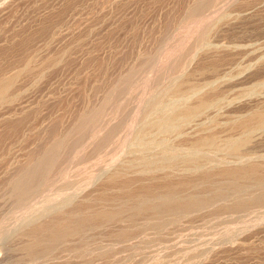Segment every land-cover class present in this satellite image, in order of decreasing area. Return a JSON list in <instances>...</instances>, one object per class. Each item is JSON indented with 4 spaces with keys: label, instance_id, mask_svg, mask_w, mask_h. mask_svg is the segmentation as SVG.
<instances>
[{
    "label": "rangeland",
    "instance_id": "obj_1",
    "mask_svg": "<svg viewBox=\"0 0 264 264\" xmlns=\"http://www.w3.org/2000/svg\"><path fill=\"white\" fill-rule=\"evenodd\" d=\"M198 1L0 0V76L16 74L0 99V264H264V205L231 212L223 207L234 200L228 189L208 212L180 217L160 231L147 226L129 240L114 233L135 231L125 217L81 231L34 258L24 247L36 238L35 225L61 220L79 204L121 208L112 176L130 178L136 188L140 181L195 174L198 166L264 161V124L241 125L264 112V0H200L206 8L190 16ZM125 74L133 81L125 96L106 100ZM202 99L207 103L199 110L184 113ZM100 106L95 121L103 120L91 125L96 133L90 128L85 135L99 138L122 119L109 145L92 150L91 137L83 136L75 151L69 140L57 168L41 180L45 185L40 181L36 192L14 197V170L50 145L55 133L72 129L82 112ZM209 134L215 147L190 145ZM239 140L245 145L235 154L229 148ZM245 184L246 193L257 192V183ZM215 187L218 182H198L180 193L210 196ZM103 188L112 200L100 198Z\"/></svg>",
    "mask_w": 264,
    "mask_h": 264
},
{
    "label": "bare ground",
    "instance_id": "obj_2",
    "mask_svg": "<svg viewBox=\"0 0 264 264\" xmlns=\"http://www.w3.org/2000/svg\"><path fill=\"white\" fill-rule=\"evenodd\" d=\"M199 1H198L197 5L195 6V8H192L191 10H189L190 16L191 15L194 16L195 14H198L199 12H202L203 9L206 8L205 6H207V5L205 3L207 1H203V2H199ZM10 49H11V47H10ZM22 49H23V47H22ZM3 53H4V51H3ZM27 64H28V62H26V65ZM147 66H150V64L149 65L147 64ZM176 66H174V67H176ZM24 68H22V69H24ZM26 68H27V66H26ZM140 69H139V71H141ZM133 73H136V72H133ZM125 75H127V76H125V77H123L121 79V81H120L121 83L117 84L119 86H117L115 89L113 87L114 91H112L111 94H109V95H107L108 93L106 94L107 95L106 98H105L106 100H108V99H110V100L113 99L114 100L116 96H117V99H118V96L119 95L122 96V93H123V96H125V94H124L125 91L124 90L125 89L127 90V88L129 89L131 87L128 82H130V84L133 82V81H129V79L132 76L130 77V76H128V74H125ZM130 75H132V74H130ZM15 77H16V74L11 75V76H8V77H6V76H3V77L0 76V99L3 98L4 95L6 96L5 93L13 86ZM133 80H136L137 81V78H135ZM138 80H140V78ZM136 81H134V82H136ZM126 85H129V86L126 88ZM129 93L131 94V92H129ZM120 96H119V98L122 99L123 97H120ZM118 100H115V102L117 103ZM104 101H103V103H104ZM107 103H108V101H107ZM120 103L122 104V102H120ZM204 103H205V100L202 99L196 105H193V104H192L193 106H190L189 105V107H186V109L184 110V113L185 114H187V113L189 114L190 112L191 113L192 112H195V111H197L196 108L198 109L200 106L205 105L207 102L205 104ZM108 107H109V105H108ZM115 107H118V103H117V105L115 104ZM117 109L120 110V108H117ZM106 110H108V109L106 108L103 111L106 112ZM119 110H118V112H119ZM114 111H115V109H114ZM114 111L112 110L111 112L113 113ZM121 111H122V109H121ZM123 111H125V110L123 109ZM118 112L116 111L115 114H117ZM101 113H102L101 106H100L99 109H97V108L96 109H90V110H88V111H86L84 113L82 112V114L79 115V118L77 119L75 126L74 127L72 126L73 127L72 129L70 128L69 131H66V133L62 134L61 136L59 135V137H57L58 134L54 132L55 135H57V136H56V138L53 136L54 139L52 138L53 141L49 143L50 145H48V146L46 145V147H43L42 149L40 148V151H37L35 154L32 152L34 155L31 156V158L29 157L28 163H25L24 166L22 165L19 168V170H14V171H17V173L15 174V176H12L13 178H11V180L9 182L10 189L12 191V192L11 191L10 192L12 193V195L14 197H20V196H22L24 198L25 194L26 193H29L30 191L32 192V190H34L35 187H37V185H39L38 183L41 180L44 181L43 179H44L45 175L49 171L53 170L55 167L57 168L56 163L57 162L59 163V161H60L59 160V158H60L59 155L61 154L60 153L61 152V149L64 146L67 145L66 143L69 142V140H70V143L72 144L73 150L75 149V151H76V148H77V150H79V148L78 147L75 148V146H78L77 144H79V142L81 141V139H82L83 136H85V139L87 137L88 138L91 137L90 134L88 136H86L85 133H86V131L89 133L88 129L92 128L91 125L93 124V122H94V126H95V123H96L97 120L99 121L97 123H100V121L103 120L102 118H104V117H102L101 120L97 119L95 121V119L98 116L99 117L101 116L100 115ZM175 113H176V111H175ZM102 116H106L105 113H104V115L102 114ZM114 116L116 118V115H114ZM107 118H109V117H107ZM115 118L113 117V120H115ZM163 119L161 121H163ZM121 121H122V119L120 120V123L119 124H116L115 123L114 124L115 126H112L111 124H113V122H112V119H111L110 122H112V123H110V122L109 123H110V125L112 127L109 128L110 127L109 126L108 129H106L105 132H102L103 134L100 135L99 138L97 136L94 139L92 137L89 138V140H91V141L89 142V144L87 143L88 144V148H90L92 150H97V149L101 148L104 144H106V143L108 144V142H110L114 138L113 135H114V133L116 132V129H117V126L116 125L122 124ZM105 122L107 123V120H105ZM105 122L103 121V123H105ZM170 123H171V121H170ZM18 124H19V122H18ZM18 124H16V125H18ZM263 124H264V112L256 111L247 120H245L241 125H244L245 127H253V126H261ZM241 125H239V126H241ZM121 126H123V125H121ZM162 127L163 126H161V128ZM93 128L91 129L92 132L94 130V133H96L95 132V127H93ZM53 130L51 132H53ZM97 130H100V128L99 129H96V131ZM54 133H52V134L54 135ZM94 133H92V136H93ZM98 134H100V133H98ZM94 135H96V134H94ZM206 136L205 137L203 136L201 138L196 139L190 145L197 146V147L198 146H211V147L214 146L215 147L217 140L215 139V137H213V134H212V136L211 135L210 136H207V137ZM71 140L73 141V143L71 142ZM70 143H68V144L71 145ZM69 145H67V146H69ZM80 145H79V147L82 146V145L81 146ZM244 145H245V142L242 141V140L241 141L239 140L237 142L235 148L230 145L231 147L229 149L233 148V150L232 149L231 150H232L233 153L236 154L237 152L241 151V149H242V147ZM69 147H71V146H69ZM68 149H67V151H68ZM192 150H193V148H192ZM231 150H230V152H231ZM187 151H188V149H187ZM185 152H186V150H185ZM105 153H106V151H105ZM171 153H173V152H171ZM192 153H193V151H192ZM79 154H81V153H79ZM79 156H78V158H79ZM139 156H141V155H139ZM167 156H169V155H167ZM237 156H238V154H237ZM173 157H175V156H173ZM156 159L158 160V158H156ZM164 159H166V158H164ZM164 159H163V161H165ZM185 159L187 160V162L190 160V158H185ZM195 160H197V159L195 158ZM170 161H172V160L170 159ZM259 161L258 162L257 161L256 162H253V161L248 162L247 161L245 164H242L241 163L239 165H228V166L225 164L226 166H221L220 165L221 167H217V166H210V167H199L198 166V167H195L194 166L195 168H197V169H195L196 170L194 172L195 174L190 173V174H187L185 176L181 175L182 177L179 176L177 178H169V177H166V176H162L160 179H158L156 181H152L150 183H145L144 180H143L144 183H141V181L138 180V181H140V184L136 188H133L132 187L131 184H132L133 181H131L130 178L129 179L122 178L121 180L117 181V177L118 176L117 177L112 176L109 179V183H113V182L114 183H117L118 182V184L120 186V197H121V199L123 200V203H124L121 208H118V209H116V208H110V207L109 208H105V207L95 208L94 206L92 207L91 205H87V204H81L80 205L79 204L77 207H74L73 209H71L69 211H66V212L64 211L65 213L62 215L61 220L58 219L57 216H56V218L52 217L54 219H52L50 222L47 221L48 223H44L43 224V222H42V224L39 223V225H35V226L33 224L32 225V227L34 226L33 227V232L35 233L36 238L31 239L32 241H30V243H27L26 245H24V247H25L26 252L28 253V255L31 258H34L38 254L49 250L53 246L55 247V245L58 244L59 242H61L63 240H69V238H72V236H74L75 234H77V233H79L81 231H85L86 229L96 228V227L98 229V226L101 227V225H106L108 223H110V224L111 223H117L118 224L119 222L124 221L125 220V217L127 219L129 218L128 219V222L131 225L129 224L128 226H132L133 225L135 227L134 228L135 231H130L131 228L129 227L128 229H121V230H118L119 232H116L115 231L114 233H116L119 237H122V238H120L121 240H129V239H132L133 237L138 236L140 233H142L144 231V228H146L147 226H151L154 229H157V230L160 231L163 228L166 229L168 227V225H171V223H174V222L176 223L177 219H179L180 217H184V216H189L190 217V215H193V213L195 214L196 212H202V211L205 212V211H207L208 210L207 206L211 205L215 200L218 199V201H220V202L222 201V200H219V198H221L223 196L224 189L231 190L234 193V195H235L234 196V200L233 201L231 200L232 202L230 204H227V205L223 206V207H225V209H227V210H229L231 212L245 211V210H249V209H252L254 207H257V206L264 205V161H262V162H259ZM212 164H214V163H212ZM186 168H189V167L186 166ZM182 170H184V169H182ZM188 173H189V171H188ZM48 174H50V173H48ZM179 175H180V173H179ZM169 176H171V175H169ZM198 182L204 183L208 187H211L216 182H218V187H215L213 189V193L210 196H205V195L204 196H201V195L199 196V194L197 195V194L191 193V192L190 193H186L185 191L184 192L186 194H181L180 193L181 191L183 193V190L186 189L187 187H190L191 186V188H192V186L198 184ZM247 182H252L253 184L257 183L258 184V185L256 184L257 187L259 186L257 192H253V191L250 192L249 191L250 193H248V192L246 193L245 191L247 190L248 186L246 187V190H245L244 189L245 188L244 187V184L246 183L245 185H248ZM44 183H46V182H44ZM106 183H107V181H106ZM42 185H40V186H42ZM257 187H255V188H257ZM191 188L189 190H192ZM201 188H203V187H201ZM197 189L199 190L200 188L197 187ZM35 190L33 192H36ZM205 190L206 189H204V190L202 189V191H205ZM207 190H209V189H207ZM109 192H111V191L109 190ZM228 192H230V191H228ZM210 194H211V192H210ZM244 194H247V195H244ZM27 195H26V197H27ZM30 195H31V193H30ZM30 195H28V196H30ZM112 195H113V193H112ZM230 195H233V194H230ZM100 198L103 199V200H105V199L106 200H112L113 199V196L112 197L109 196L107 194L106 190L103 188V192H102ZM98 199H99V197H98ZM90 200H91V198H90ZM93 200H94V198H93ZM112 204H113V202L111 203V205ZM117 205H118V203H117ZM95 206H97V205L95 204ZM215 211H217L216 208H215ZM204 212H202V213H204ZM231 212H230V214H231ZM215 214L216 213H214V215ZM223 216H225V215H223ZM148 228H150V227H148ZM30 229H28V230H30ZM149 231H150V229H149ZM152 232H154V231H152ZM30 234H31V231H30ZM114 235L115 234H113L112 236L114 237ZM142 235H144V234H142ZM142 238H146V237L144 236ZM128 242L130 243V241H128ZM155 242L157 243L159 241L156 240ZM80 245L81 244H79V246ZM80 247L82 248V246H80ZM81 252H80V254H81ZM86 252H88V251H86ZM108 252H109V248H106V249H104L101 252V254L102 255L104 254L106 256L108 254ZM162 259H164V258H162Z\"/></svg>",
    "mask_w": 264,
    "mask_h": 264
}]
</instances>
